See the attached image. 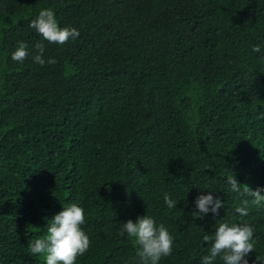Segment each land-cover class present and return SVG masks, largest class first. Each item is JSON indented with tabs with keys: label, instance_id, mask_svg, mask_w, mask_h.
<instances>
[{
	"label": "trees",
	"instance_id": "1",
	"mask_svg": "<svg viewBox=\"0 0 264 264\" xmlns=\"http://www.w3.org/2000/svg\"><path fill=\"white\" fill-rule=\"evenodd\" d=\"M44 8L80 35L44 40ZM233 173L264 188V0H0V264H46L28 245L70 203L91 241L75 264H140L119 228L145 214L174 237L159 264H201L225 220L254 227L264 264V204L240 217ZM209 192L225 206L194 220Z\"/></svg>",
	"mask_w": 264,
	"mask_h": 264
},
{
	"label": "clouds",
	"instance_id": "2",
	"mask_svg": "<svg viewBox=\"0 0 264 264\" xmlns=\"http://www.w3.org/2000/svg\"><path fill=\"white\" fill-rule=\"evenodd\" d=\"M34 29L48 43L64 45L69 40H75L79 35L78 29L71 26L61 27L56 19L55 12L50 8L42 9L35 19L28 25ZM38 50L32 58L41 66L55 64L54 57L44 58L45 47L42 43L35 46ZM254 52L260 51V45L253 46ZM28 45L24 41L18 43V47L12 52L11 59L17 63H23L28 57ZM193 120L195 117H192ZM227 183L231 190L237 194H247L251 201L244 199L241 206L235 211L240 217L249 215V205L260 206L264 204V188L250 189L247 184L238 182L235 174L228 177ZM241 185L243 192L241 193ZM164 203L168 209L177 207L178 201L164 194ZM225 206L220 197H214L211 192L207 195H199L195 200V209L191 212L192 218L202 219L209 212L218 214ZM85 224V210L77 203H70L63 210L55 214L48 221L47 235L38 238L28 245L30 255L44 256L46 264H75L79 256H83L90 248V237L86 234L82 225ZM255 229L247 222H219L216 231L212 235H205L203 241L209 245L208 254L201 257V264H214L219 258L223 264H249L246 257L255 251ZM119 233L127 236L137 248L136 255L140 264H159L162 257H167L173 252L174 237L163 223L157 224L152 216L147 214L138 216L135 221L128 219L120 223ZM259 261V258L257 257Z\"/></svg>",
	"mask_w": 264,
	"mask_h": 264
}]
</instances>
